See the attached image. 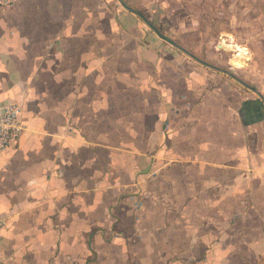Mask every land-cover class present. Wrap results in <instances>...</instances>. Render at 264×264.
I'll return each instance as SVG.
<instances>
[{"label":"crops","instance_id":"1","mask_svg":"<svg viewBox=\"0 0 264 264\" xmlns=\"http://www.w3.org/2000/svg\"><path fill=\"white\" fill-rule=\"evenodd\" d=\"M202 1L0 8V105L24 126L0 154V264H264V0H225L242 31L220 39L258 61L257 88L227 74L250 94L201 98V70L140 46L159 34L143 11Z\"/></svg>","mask_w":264,"mask_h":264},{"label":"rangeland","instance_id":"2","mask_svg":"<svg viewBox=\"0 0 264 264\" xmlns=\"http://www.w3.org/2000/svg\"><path fill=\"white\" fill-rule=\"evenodd\" d=\"M188 5L191 7L194 4L190 5L188 3ZM229 6V2L225 0L220 3L214 0H203L202 3L196 5L194 9L192 7L187 11L183 9L181 13H175V11L164 12L161 9H157L155 12L143 11L149 21L158 28L159 34L154 28L147 26L149 33L144 35V38L141 40L143 43L140 46H142L143 49L151 48V51L155 53V55L153 54L152 56L154 62H157L158 58H160L162 62H167L170 66L176 65V67L182 69L185 65H188V67H193L199 71L201 70L205 79L209 81L208 83H212V86L210 84L209 87L199 92L201 98L207 94L210 95L211 92H214L215 88L218 87L216 85H221L223 83H228L231 89L234 87L242 94H250L248 88H245L240 82L233 79L227 73H232L245 83L257 88L256 84L258 82L254 73L257 72L258 64L261 62L264 63V61L262 60L258 63V61L252 60L251 55V59L248 62L250 63L252 60V65L250 66L248 63L244 66H237L231 62L234 55L223 48L220 34L227 31L231 32V28L236 25L240 26V29H237V31L241 32L242 15L237 12H230ZM179 19L184 22L190 21L192 26H189L188 23L187 26L182 27L178 24L174 25V23H180ZM168 34H170L169 37ZM147 36L148 39H146ZM162 36L170 38L186 52L196 56L203 62L222 70L217 71L210 66L200 64L188 53L181 51L182 49L179 50L165 41ZM238 41L242 43V37L238 39ZM172 54H175L174 58ZM149 57L151 58V55H149ZM258 98L259 96L254 93L250 99L252 101H258Z\"/></svg>","mask_w":264,"mask_h":264},{"label":"built area","instance_id":"3","mask_svg":"<svg viewBox=\"0 0 264 264\" xmlns=\"http://www.w3.org/2000/svg\"><path fill=\"white\" fill-rule=\"evenodd\" d=\"M19 0H0V8L14 7ZM22 109L16 102L0 105V154L8 151L24 130L20 115ZM4 222L0 221V230Z\"/></svg>","mask_w":264,"mask_h":264},{"label":"bare ground","instance_id":"4","mask_svg":"<svg viewBox=\"0 0 264 264\" xmlns=\"http://www.w3.org/2000/svg\"><path fill=\"white\" fill-rule=\"evenodd\" d=\"M221 45L225 50L234 54L233 64L241 66L246 65L250 61V51L246 47L237 44L232 37L222 38Z\"/></svg>","mask_w":264,"mask_h":264},{"label":"water","instance_id":"5","mask_svg":"<svg viewBox=\"0 0 264 264\" xmlns=\"http://www.w3.org/2000/svg\"><path fill=\"white\" fill-rule=\"evenodd\" d=\"M136 13H138L141 17H143L142 16V14H140L139 12H136ZM147 21V20H146ZM164 39H166L167 41H169V42H171L168 38H166V37H163ZM171 43H173V42H171ZM173 45H175V46H178L177 44H175V43H173ZM188 53V52H187ZM189 55H191L194 59H197L194 55H192V54H190V53H188ZM199 60V59H198ZM200 61V60H199ZM229 75H232L231 73H228ZM236 78V77H235ZM237 80H238V78H236ZM258 95H260L262 98H263V96L259 93V92H256ZM263 100H264V98H263Z\"/></svg>","mask_w":264,"mask_h":264},{"label":"trees","instance_id":"6","mask_svg":"<svg viewBox=\"0 0 264 264\" xmlns=\"http://www.w3.org/2000/svg\"><path fill=\"white\" fill-rule=\"evenodd\" d=\"M157 28V27H156ZM158 29V28H157ZM258 100H260V98H258Z\"/></svg>","mask_w":264,"mask_h":264}]
</instances>
